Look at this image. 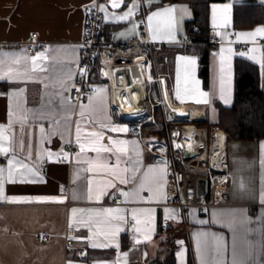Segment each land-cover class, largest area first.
Wrapping results in <instances>:
<instances>
[{
    "label": "crops",
    "instance_id": "0c3cea01",
    "mask_svg": "<svg viewBox=\"0 0 264 264\" xmlns=\"http://www.w3.org/2000/svg\"><path fill=\"white\" fill-rule=\"evenodd\" d=\"M256 2L264 6L261 0H223L213 1L209 4V24L210 35H215L217 31L221 33H237L248 32L257 27L264 26V22H257L247 27H235L233 23V11L235 3L240 2ZM92 0H0V49L7 52H19L20 49H26L27 56L31 57L37 51L42 50L41 46L49 49L47 56L50 66L54 63L57 71L50 72L48 75L53 77L52 80L45 83H27L14 85L11 83L0 82V93H8L10 89L15 87H24L25 92L21 97L23 106L29 109H39L48 107L49 100H52L56 105V119L61 121V130H63V118L69 116L71 118L68 130L65 132V140L73 139L75 141L76 121L80 120V104L72 103L75 107H61L59 97L53 99V93L60 91L58 87H53V83L61 78L59 69L63 67L66 73L69 69L73 73L72 81L75 80L78 71V63L80 59V45L83 39L85 27L84 8ZM131 0H125V4L120 8H113L109 0H101L100 5L106 7L108 17L113 14L120 15L127 11L128 4ZM224 4L231 6L230 26L225 28H214L212 18V7H218ZM172 6L177 9L174 15L179 16V9L187 7L191 13L190 17H186L182 22V31L176 33V41L168 39L166 35L161 33L157 36L156 41L166 43L169 61L163 62L162 57H158V63L155 67V74L168 72V81L172 86L173 96L177 88H184V62L178 61V56H195L197 63L195 66V78L199 81L196 86L199 91L208 94V103H196V100L202 99L198 94L185 95L181 91V99L175 100L185 108H189L184 104H189L194 108L205 109L207 119L212 124H217L219 110L217 102L223 105H231L234 100L235 88V72L234 61L239 55L236 45L225 43L218 47L211 44L196 43L190 45H181L178 42L190 32L187 28V20L193 16V10L186 1H169L161 2L151 6L142 5V9L147 17L152 11L158 8ZM104 17L105 13L102 12ZM129 21H117L115 19H105L106 34L112 37L126 38L132 36L129 31L133 25L136 26V15L134 14ZM163 27V19L154 20L153 25L157 23ZM147 23V19H146ZM136 29H134V32ZM38 33L36 44L41 45L35 50L30 51L28 44L30 35ZM125 33L124 37L120 34ZM234 35L228 36V40ZM235 37V36H234ZM236 39V37H235ZM259 44V43H258ZM231 47L233 55L231 56V85L230 96L231 102L225 104L220 99V64L218 56L215 55L219 49ZM253 47L252 43H246L243 57L247 58L248 49ZM208 49V82L204 84L202 75L200 74V52ZM257 57L264 56V50L255 53ZM0 60L5 61L7 65L11 58L0 57ZM78 61V63H77ZM255 63L260 72L261 86L264 89V69ZM178 66L180 78L178 81ZM5 70L7 68L5 67ZM45 74H41V80ZM71 81V82H72ZM70 82V83H71ZM96 88L104 89L102 93L104 103L107 108L106 115L110 117L113 125L127 128V132L115 133L104 130L105 137L126 139L128 141H138L140 147V155H134V158L139 160V167L142 175L149 168L162 169L166 168L164 177L165 184L162 188L157 189L156 185H151L153 195L148 191L141 193L145 199H151L152 203H116L111 202L115 195L119 194V190H128L130 185L119 184L115 181L116 187L108 189L111 193L105 196L99 203L89 202L86 200L87 180L92 179L93 201L95 195L103 188L99 182L105 179H112V176L106 174L103 170L96 169L92 172H80V179L74 181V171L77 169L87 168V163H76L75 154L72 164L67 163H45L37 165L38 170L44 175L46 183L33 185H6L5 194L8 196H52L65 197L63 203H20L10 204L0 202V264H94L97 260H104L107 264H188L190 259L192 264H199V259L195 252L194 233L197 231H211L222 235L225 239V259L231 260V251L233 245V233L225 227H221L219 223H209L199 225L195 220L204 219L212 221L213 214L221 217L227 222L233 219L242 221L248 229L253 230L249 233L248 239L259 244L264 241V204L260 203L262 191H264V137L256 139H238L230 138L228 144V161H229V179L227 194L224 201L220 205L209 207L207 211H202L197 206L182 207L179 205L169 204L167 195V180L169 169L167 164L156 163L154 161L153 152L147 148L146 143L149 140L155 139L158 136L151 132L135 135L129 132V124L126 121L119 120L113 109L114 90L111 86L103 81H97ZM152 98L160 96L157 84H154ZM68 96V93L66 94ZM9 100L6 95H0V125H3L7 131L6 136L10 137L5 146L11 144L15 150L18 159L24 160L29 165L36 163L37 149L52 150L54 153L59 152L62 147V140L59 136L53 137L51 143H41L40 127L43 125L46 129L52 127L47 120L30 121L23 128L19 123H13L9 128ZM184 103V104H183ZM15 101H13V105ZM87 105L88 102H84ZM161 107H157L158 117L161 115ZM102 119L100 116H90L86 112L84 120L81 122V142H87V132L100 131L95 121ZM151 127L146 126L145 131ZM154 137L151 138L150 136ZM31 144V158L25 159L29 155L28 145ZM107 143V140L104 141ZM23 144V148L20 145ZM79 152V148L76 150ZM75 152V153H76ZM95 153H86L81 155V160L86 161L89 156L95 157ZM114 163V158L112 161ZM0 164H6V160L0 157ZM125 165L121 164V167ZM123 175V173H122ZM63 186V192L61 187ZM83 192L85 198L82 200H73V193ZM123 198V197H122ZM124 199V198H123ZM122 207L126 210L127 223L123 225L125 231L121 232L117 237L119 248L112 247L107 249H93L89 246L86 239L90 236L87 228L79 227L78 225L71 228L75 234L73 236V246L69 251L65 250L64 233L70 227L72 208H98V207ZM133 208H154V232L149 234V238L145 239V234L148 233V228L144 223L139 227L142 229L140 233H134L133 228L135 221L132 220L131 211ZM175 209L178 213L176 219H170V227L163 228L162 220L166 217L164 209ZM142 221L144 217H139ZM249 221H251L249 223ZM74 223V221H72ZM237 246L243 244V233L239 230L237 224ZM46 231V236L38 238L41 232ZM139 239L141 243H134L133 237ZM103 239L102 237L100 238ZM183 242V243H179ZM85 250L87 255L80 257V251ZM264 253V248L259 249ZM124 253L128 255L125 257ZM178 253H182L178 255ZM262 264H264V254L260 256Z\"/></svg>",
    "mask_w": 264,
    "mask_h": 264
},
{
    "label": "snow or ice",
    "instance_id": "6c2138e0",
    "mask_svg": "<svg viewBox=\"0 0 264 264\" xmlns=\"http://www.w3.org/2000/svg\"><path fill=\"white\" fill-rule=\"evenodd\" d=\"M111 7L120 8L121 5L125 4V0H109ZM264 3V0H261ZM154 4H159V0H131V3L126 5L127 11L120 15L113 14L112 17H108L106 13L105 5H96L95 0H92L91 7L85 5L82 6L84 11L91 13L93 9L105 13V19H115L117 21H129L131 23V17L138 11L142 5L151 6ZM177 12L176 8L172 6L158 8L152 11L147 17V29L149 31L150 37L154 40L158 35L163 33L168 37L169 40L176 41V33L182 31V22L186 17H190L191 13L188 11L187 7H181L179 9L180 15L176 16L174 13ZM230 12L231 6L229 4H224L221 7L213 5L212 7V18L214 28H225L230 26ZM163 19V27L158 22L155 26L153 21ZM87 20H85V24ZM135 25L129 29L133 35ZM217 37L222 40L228 41V36L234 35L236 37L235 42L252 43L253 47L249 48L247 59L256 61L260 64V67L264 69V56L257 57L255 53L264 50V26L257 27L254 30L248 32H237V33H221L217 31L215 33ZM121 37L125 36V33L120 34ZM115 38V37H114ZM257 38H259L260 43H257ZM35 43V42H34ZM86 45H80L81 48ZM40 51H37L35 55L29 57L26 54V49H20L19 52H7L0 49V57H10V62L5 65V61L0 60V82L11 83L14 85L27 84V83H45L47 87V81L53 79L50 72L57 71L55 64L50 66L48 61L47 53L49 49L47 47L41 46ZM215 55L218 56L220 64V99L223 100L225 104L231 102L230 96V85H231V56L233 55V49L231 47L222 46L219 52ZM240 56H245V52H240ZM178 61L184 62V88L176 89L175 98L180 100L181 91L185 95L198 94L202 99L196 100V103H208V94L196 87L199 81L195 78V66L197 59L195 56H178ZM78 63V61H77ZM5 67L7 70H5ZM61 73V78L53 83V87H58L59 92L53 93V99L59 97V104L61 107L66 106L67 108L75 107L72 103L70 97L66 94L71 91L69 84L72 81L73 73L69 69L66 73L63 67L59 69ZM41 74L44 75V79L41 80ZM78 75L86 76V69H78ZM180 78L179 66H178V81ZM77 92L80 89H76ZM92 94L88 96V104L84 105L80 103V120L76 121L75 128V145L79 148V152L75 153L76 163H87V168L77 169L74 171V181L80 179V172H92L96 169L103 170L106 174L112 176V179L101 180L99 183L103 185V188L99 190L98 194L95 195V201H93V180H87V192L86 200L89 202L99 203L103 197L111 195L108 189L115 188V181L118 180L119 184L130 185L128 190H119V196L123 197L122 203H152V200L145 199L141 195L142 192L148 191L153 195L159 194L153 193L151 185H156L157 189L162 188L165 184L164 177L166 175V168L153 169L149 168L142 175H137L141 173V169L138 166L139 160L134 158L140 155V147L138 141H128L126 139H114L111 137H105L104 130L115 133L127 132L128 129L124 127H119L113 125L110 117L106 115L107 108L104 103L102 93L104 89L94 88L91 90ZM25 92L24 87H15L10 89L6 94L0 93V95H6L9 100V125L10 128L13 123H19L21 127L30 121H44L47 120L52 127L46 129L43 125L40 127L41 132V143L47 141L51 143L52 138L59 136L62 140V147L59 152L54 153L52 150H41L37 149L36 163L29 165L25 163L24 160L18 159L15 150L12 148L11 144L5 146L10 140L9 136L5 133L7 129L0 125V157L6 160V164H0V202L10 203V204H20V203H63L65 202V197H52V196H8L5 194L6 185H33V184H43L46 183L44 175L38 170L37 165L45 163H64L70 161V156L65 150L64 145H71L73 142L71 140H65V132L68 130V125L70 124L71 118L65 116L63 118V130H61V121L56 119L57 108L53 104L52 100H49L48 107H42L39 109H29L23 106L21 97ZM13 101L15 104L13 105ZM86 112L90 116H100L102 119L95 121L100 131H90L87 132V137L89 138L87 142H81V122L86 116ZM183 115V113H180ZM107 140V143L104 141ZM23 144L20 145L23 148ZM180 147V145H175ZM31 144L29 143V155L25 159L31 158ZM86 153H95V157L89 156L86 161L81 160V155ZM114 158V163L111 162ZM166 163V162H164ZM121 164L125 165L121 167ZM123 173V175H122ZM61 192H63V186L61 187ZM73 200H82L85 198V193L76 192L73 193ZM260 203L264 204V191H262ZM166 218L176 219L177 211L175 209H164ZM72 215V221H70L69 227L73 228L79 226L82 228H87L89 230L90 236L86 239L89 242V246L93 249H107L116 247L119 248V243L117 242L118 235L125 231L123 225L128 221L126 219V210L122 207H98V208H72L70 210ZM154 208H133L131 211L132 220L135 221L133 228L134 233H140L142 229L139 227L141 223H144L148 228V233L145 234V239L149 238V234L154 232L153 222H154ZM143 216L142 221L139 217ZM214 219L212 221L199 219L194 222L199 225H206L210 222L215 224L219 223L221 227L227 228L233 233V245L231 251V260L225 259V239L222 235L217 233L203 230L194 233L195 239V252L199 259V264H262L260 256L261 253L259 249L264 248V241L259 244L248 239L249 233L253 230L248 229L247 226L237 219H233L231 222H227L221 217H217V214H213ZM251 221H249L250 223ZM237 224H239V230L243 233L242 239L243 244L237 246ZM103 238L102 240L100 238ZM134 243L139 244L141 241L133 237ZM183 243V242H179ZM85 253H82L84 255ZM182 253H178L180 255ZM128 254L124 253L126 257ZM94 264H107L104 260H97Z\"/></svg>",
    "mask_w": 264,
    "mask_h": 264
},
{
    "label": "built area",
    "instance_id": "2783aa9c",
    "mask_svg": "<svg viewBox=\"0 0 264 264\" xmlns=\"http://www.w3.org/2000/svg\"><path fill=\"white\" fill-rule=\"evenodd\" d=\"M101 0H95L100 5ZM92 3L87 4L91 7ZM87 23L84 27V34L80 49L78 69H86L87 75L76 76L69 87L71 91L68 97L76 104L88 102V96L92 89L96 88L97 81L108 83L114 90L113 78L120 72H124L127 80H132L133 68L140 60L143 63V71H151L153 78L146 77V95L139 100L143 109L140 117L122 114L119 105L115 102L113 95V109L119 120L129 124V132L135 135H142L145 125L152 123L165 131L163 138L157 137L146 143L148 149L154 154L156 163L167 164L169 175L167 180L168 203L182 207L197 206L202 211L209 207L223 203L227 194L229 179L228 144L230 136L218 124H204L200 120L206 116L205 109L194 108L189 104L190 113L187 116L171 115L166 98V91L175 103H182L175 100L172 86L168 81V72L155 74V67L158 57L162 61H169L166 43L153 40L147 29L146 16L142 9L135 12L137 17L135 35L126 38L112 37L106 34V21L102 12L93 9L91 13L84 11ZM38 33L30 35L28 49H37L41 45L36 44ZM232 36L228 41L222 40L216 35H210L206 39H198L193 33L187 34L178 43L190 45L196 43L211 44L218 47L225 43L236 45L237 50L242 52L246 49V43L235 42ZM35 42V43H34ZM257 43H260L257 38ZM144 75V74H143ZM157 84L160 96L152 98L154 84ZM76 89H80L79 92ZM161 107V115L158 117L157 107ZM161 119V120H160ZM71 145H64L70 156L67 164H72L73 157L78 149L75 141ZM175 145H180L176 147ZM186 151L190 156L186 155ZM206 178L207 190L200 194L199 179ZM123 198L115 195L111 202L122 203ZM163 228L170 227V219L163 218ZM73 229H67L64 233L65 250L69 251L73 246ZM46 231L40 233L38 238L46 236ZM82 253H85L82 255ZM87 255L85 250L80 251V257Z\"/></svg>",
    "mask_w": 264,
    "mask_h": 264
},
{
    "label": "trees",
    "instance_id": "16d2710c",
    "mask_svg": "<svg viewBox=\"0 0 264 264\" xmlns=\"http://www.w3.org/2000/svg\"><path fill=\"white\" fill-rule=\"evenodd\" d=\"M186 1L193 10V16L187 20V28L198 39L210 36L209 4L223 0H160L161 2ZM257 22H264V6L256 2L235 3L233 23L235 27H247ZM197 29V31L194 30ZM235 88L234 100L229 106L217 102L219 115L217 124L226 130L230 138L256 139L264 137V89L261 86L258 66L243 56L234 61ZM200 74L204 84L208 82V49L200 52ZM155 89V88H154ZM153 89V90H154ZM161 120V119H160ZM204 124H212L207 119L200 120ZM144 133L163 138L165 131L152 123ZM188 264H192L190 259Z\"/></svg>",
    "mask_w": 264,
    "mask_h": 264
},
{
    "label": "bare ground",
    "instance_id": "6f19581e",
    "mask_svg": "<svg viewBox=\"0 0 264 264\" xmlns=\"http://www.w3.org/2000/svg\"><path fill=\"white\" fill-rule=\"evenodd\" d=\"M138 63L133 68L132 80H127L124 72H120L118 76H114V99L119 105L120 112L128 116L140 117L142 105L139 104V100L146 95L145 80L146 77L152 79L154 76L151 71H143V63ZM144 74V75H143ZM166 98L168 107L170 108L171 115L187 116L190 113L189 108H185L180 103H175L170 98L169 93L166 91ZM180 113H183L181 115Z\"/></svg>",
    "mask_w": 264,
    "mask_h": 264
},
{
    "label": "water",
    "instance_id": "95a60500",
    "mask_svg": "<svg viewBox=\"0 0 264 264\" xmlns=\"http://www.w3.org/2000/svg\"><path fill=\"white\" fill-rule=\"evenodd\" d=\"M195 31H197L196 28H194ZM186 155L187 156H190V153L188 151H186ZM206 190H207V181H206V178L204 177H201L199 179V191H200V194H205L206 193Z\"/></svg>",
    "mask_w": 264,
    "mask_h": 264
},
{
    "label": "rangeland",
    "instance_id": "374dc122",
    "mask_svg": "<svg viewBox=\"0 0 264 264\" xmlns=\"http://www.w3.org/2000/svg\"><path fill=\"white\" fill-rule=\"evenodd\" d=\"M150 137H151V138H153L154 136H153V135H151Z\"/></svg>",
    "mask_w": 264,
    "mask_h": 264
}]
</instances>
